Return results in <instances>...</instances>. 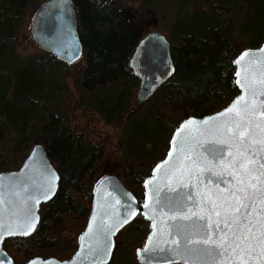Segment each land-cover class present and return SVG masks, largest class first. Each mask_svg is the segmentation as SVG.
I'll return each instance as SVG.
<instances>
[{"label":"trees","instance_id":"trees-1","mask_svg":"<svg viewBox=\"0 0 264 264\" xmlns=\"http://www.w3.org/2000/svg\"><path fill=\"white\" fill-rule=\"evenodd\" d=\"M46 0H0V172L18 168L33 144H42L59 174L55 195L41 204L28 237L4 246L16 262L33 256L66 259L76 249L98 178L118 176L139 201L142 182L165 154L173 130L188 116L224 107L236 94L233 57L264 41V0H140L170 44L174 74L147 100L135 97L129 59L139 41L119 15L121 0H72L82 44V65L68 86L69 68L50 53L21 56L16 49ZM117 125V160L99 173L104 146L70 127L69 106ZM98 175V176H97ZM73 236H65V231ZM149 232L140 215L118 235L131 252L108 264H139L136 250ZM134 252V253H133Z\"/></svg>","mask_w":264,"mask_h":264},{"label":"water","instance_id":"water-1","mask_svg":"<svg viewBox=\"0 0 264 264\" xmlns=\"http://www.w3.org/2000/svg\"><path fill=\"white\" fill-rule=\"evenodd\" d=\"M29 33L31 41L41 51L50 53L67 65H71L82 58L83 48L77 32V14L72 0H46L34 14L30 23ZM261 49H264V41L257 47L246 48L240 51L233 57V81L237 94L224 107L201 117L188 116L176 126L171 134L164 156L153 165L149 175L142 182L143 193L141 202L123 185L116 175L106 174L100 177L92 189L89 213L84 228L78 235L76 249L71 257L65 260H58L55 257L44 259L35 256L21 264H103V262L108 264L113 254L116 235L127 224L132 222L137 215H140L149 223V232L142 246L136 250L137 262L139 264H173L172 254L167 249L174 246L165 242L172 238L168 233L173 231L171 225L175 222L169 220L168 217L173 213L167 209L161 211L158 207L153 212L150 208H145L144 205L146 203L151 204L150 197L153 186L164 187L168 183L169 177L172 180L173 186L187 183V188L178 189V191L182 190L184 193L190 192L195 197L197 205L200 204L203 194L209 188L215 190V183L208 185L207 180L204 179L208 173H204L201 178L189 175L187 166L190 164V161L184 160V156L188 154L190 148L195 146L197 140L205 138L195 130L197 127L200 131L215 129L226 117H220L216 121L210 118L217 117L218 114L224 112L242 95L249 101L255 99V97L245 93L244 89L237 83V80L243 83L246 76L249 79L253 75L257 79L259 78L260 69L264 68V64L261 63L262 59H264V53H261ZM245 52L255 53L256 55L245 57L240 64L235 63ZM129 68L132 75L138 79L136 99L139 101L147 100L175 71L170 57V44L165 34L156 30L141 37L129 59ZM238 72L240 73L239 77L237 76ZM260 100H264V97L257 99V105H259ZM229 115L233 114L229 113ZM189 120L197 122L209 120V124L191 125L181 131L182 125ZM193 137H195V140ZM181 145L184 148L183 152L179 151ZM174 148L176 149L175 151ZM200 151L202 149L199 147L195 148V152ZM170 152H172L171 158L169 157ZM205 155L207 154L205 153ZM181 163L185 167H181ZM158 166H161L159 171H157ZM0 178H2L0 179V194H3L5 197V207L7 209L4 216V235L0 237V264H19L15 263L7 253L4 248V241L8 238L27 237L35 231L40 219V206L51 200L55 195L58 188L59 174L55 165L48 157L45 147L40 143H36L31 146L18 168L1 171ZM201 179H204L203 183L200 182ZM25 185H27V191H22ZM49 185L54 187V193L50 199H43L41 192L42 190H46ZM223 187L225 185L221 184V188ZM16 192H21V196L17 197L14 194ZM29 195H34L40 202L37 204L34 200H27L28 206L34 212L35 227L30 231L29 235H22L19 233L23 229L14 223L17 217L13 216L12 213L21 206V202ZM173 195L175 194L173 193ZM8 201H11V204L7 203ZM188 207L196 210L192 201H188ZM133 212L135 215H129ZM126 217L128 218V222L123 223ZM153 219L156 222L155 228H153ZM90 225L93 228L92 233H89ZM9 226L15 229L16 234H7ZM103 226H106L107 231L112 234L110 235V239L106 234L102 237L105 250H98L93 253L91 251L92 248L99 249L94 240ZM81 237H84V239H81ZM150 237L152 238V244H149ZM109 245L110 254L107 252ZM156 245L163 247L166 251L160 252L157 250L149 253L143 251L145 247L151 248ZM175 264H184V262L177 259Z\"/></svg>","mask_w":264,"mask_h":264},{"label":"snow or ice","instance_id":"snow-or-ice-1","mask_svg":"<svg viewBox=\"0 0 264 264\" xmlns=\"http://www.w3.org/2000/svg\"><path fill=\"white\" fill-rule=\"evenodd\" d=\"M260 51L264 53V49ZM255 55L245 52L235 63L240 64L245 57ZM261 63L264 64V59ZM237 76H240L239 72ZM237 83L247 95L255 99L249 101L244 95L238 97L228 109L217 117L210 118L216 121L220 117H226L215 129L200 131L197 127L195 130L205 138L197 140L195 146L184 156V160L190 161L187 166L189 175L201 178L204 173H208L204 179L208 185L215 183V190L209 188L197 205L190 192L178 191L187 188L188 184L173 186L169 177L164 187L153 186L151 204L144 205L153 212L158 207L161 211L167 209L173 213L168 217L175 222L171 225L173 231L168 233L172 238L165 241L174 246L167 249L172 254L173 264L177 259L184 264H264V100H260L259 105L256 102L259 97H264V68L260 69L258 79L255 75L251 79L246 76L243 83L240 80ZM229 113L233 115L230 116ZM199 124L207 125L209 120L186 121L181 131ZM196 147L202 151L195 152ZM179 151H184L183 145ZM171 156L172 152L169 153L170 158ZM160 167L158 166L157 171ZM181 167H185L183 163ZM204 179L200 182L203 183ZM221 184L225 187L221 188ZM22 191H27V185ZM53 193L54 187L49 185L46 190H42L41 195L43 199H50ZM14 194L21 196V192ZM27 200H34L37 204L40 202L34 195H29L13 211L12 215L17 217L14 223L23 229L19 233L22 235H29L35 227L34 212ZM188 201H192L196 210L188 207ZM7 203L11 204V201ZM5 204V197L0 194V237L4 235V216L7 210ZM127 222L126 217L123 223ZM155 227L153 219V228ZM92 232L90 225L89 233ZM7 234H16L15 229L9 226ZM104 234L110 239L112 233L107 231L106 226L95 237L94 243L99 249L92 248L93 253L105 250L102 238ZM149 244H152L151 237ZM157 250L166 251L159 245L145 247L143 251L149 253ZM107 252L110 254V245Z\"/></svg>","mask_w":264,"mask_h":264},{"label":"rangeland","instance_id":"rangeland-1","mask_svg":"<svg viewBox=\"0 0 264 264\" xmlns=\"http://www.w3.org/2000/svg\"><path fill=\"white\" fill-rule=\"evenodd\" d=\"M112 1V0H110ZM122 8L119 10V15L122 19L137 32L138 37H143L149 32L159 30L156 25V20L152 14L143 9L140 0H121ZM42 5V4H41ZM41 7V6H40ZM31 23V20H30ZM29 23V24H30ZM30 25L25 30L23 34V39L18 41L16 45L17 52L21 56H29L39 53L41 50L38 46L31 41L29 33ZM82 65V60L79 59L69 68V79L68 86L71 90L72 87V77L75 71ZM136 97V90H135ZM71 104L69 106V123L70 127L75 131L81 132L89 140L95 144H102L104 146V157L99 161V173L104 172V167L107 162L116 161L120 152L117 149L118 139H119V129L117 125H106L99 118L96 112L76 106V101L74 95L71 97ZM97 175V176H98ZM65 236H73L71 232L67 230L64 233ZM116 250L114 253V258L117 260L118 256L128 255L131 252V247L129 244V236L126 234H120L117 236ZM134 253V252H133Z\"/></svg>","mask_w":264,"mask_h":264},{"label":"flooded vegetation","instance_id":"flooded-vegetation-1","mask_svg":"<svg viewBox=\"0 0 264 264\" xmlns=\"http://www.w3.org/2000/svg\"><path fill=\"white\" fill-rule=\"evenodd\" d=\"M164 34H165V33H164ZM140 39H141V37H140ZM140 39H139V40H140ZM135 78H136V77H135ZM136 79H137V78H136ZM137 87H138V79H137V86H136V89H135L136 91H137ZM159 87H160V86H159ZM159 87H158V88H159ZM158 88H157V89H158ZM157 89H156V91H157ZM156 91H155V92H156ZM155 92H154V93H155ZM150 97H151V96H150ZM150 97H149V98H150ZM113 175H114V174H113ZM103 176H104V175H103ZM101 177H102V176H101ZM117 177H118V176H117ZM98 179H99V178H98ZM98 179H97V180H98ZM97 180H96V181H97ZM58 183H59V182H58ZM95 183H96V182H95ZM94 185H95V184H94ZM137 199H138V198H137ZM139 202H141V201H139ZM137 216H138V215H137ZM127 225H128V224H127ZM127 225H126V226H127ZM83 228H84V227H83ZM122 230H123V229H122ZM80 232H81V231H80ZM80 232H79V233H80ZM33 233H34V232H33ZM33 233H32V234H33ZM78 235H79V234H78ZM117 235H118V234H117ZM117 235H116V236H117ZM29 236H30V235H29ZM27 237H28V236H27ZM23 238H24V237H23ZM8 239H9V238H8ZM77 239H78V236H77ZM6 240H7V239H6ZM4 243H5V241H4ZM4 248H5V246H4ZM5 249H6V248H5ZM74 251H75V250H74ZM7 253H8V252H7ZM72 254H73V253H72ZM72 254H71V255H72ZM9 256H10V255H9ZM10 257H11V256H10ZM33 257H35V256H33ZM39 257H40V256H39ZM50 257H53V256H50ZM70 257H71V256H70ZM70 257H69V258H70ZM11 258H12V257H11ZM31 258H32V257H31ZM41 258H43V257H41ZM46 258H49V257H46ZM55 258H56V257H55ZM69 258H66V259H69ZM12 259H13V258H12ZM29 259H30V258H29ZM29 259H28V260H29ZM44 259H45V258H44ZM57 259H58V258H57ZM136 259H137V258H136ZM58 260H65V259H58ZM13 261H14V260H13ZM26 261H27V260H26ZM26 261H25V262H26ZM14 262H15V263H19V264L24 263V262H16V261H14Z\"/></svg>","mask_w":264,"mask_h":264}]
</instances>
